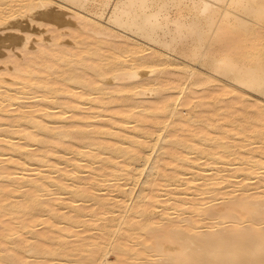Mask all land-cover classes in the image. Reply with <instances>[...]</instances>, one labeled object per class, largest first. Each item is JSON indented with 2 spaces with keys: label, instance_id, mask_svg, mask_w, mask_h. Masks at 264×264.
I'll list each match as a JSON object with an SVG mask.
<instances>
[{
  "label": "bare ground",
  "instance_id": "obj_1",
  "mask_svg": "<svg viewBox=\"0 0 264 264\" xmlns=\"http://www.w3.org/2000/svg\"><path fill=\"white\" fill-rule=\"evenodd\" d=\"M13 2L15 16L0 14L1 27L24 18L64 31L74 26L65 33L78 35L69 37V49L63 46L68 35L62 40L58 28V42L47 38L52 42L46 45L37 36L43 46L51 45L43 51L27 30L38 52L18 64L31 50L25 36L20 43L27 50H18L23 54L18 52L17 64L2 58L15 67L8 77L0 74V264H108L112 251L119 264H138L143 257L144 264H264V107L242 103L245 113L236 116L241 94L230 88L237 84L264 96V0ZM58 10H71L68 18L76 24L65 23L67 15ZM19 23L5 31L20 34L25 27ZM154 47L161 51L154 53ZM196 64L211 74L198 77L190 66ZM217 76L231 84L212 85ZM183 82L212 86L213 101L234 92L233 102L196 122L188 113L195 108L187 107L194 91L174 87L191 96L180 102L162 94ZM149 94L157 105L134 101ZM103 113L109 118L96 124ZM222 120L227 122L216 127ZM256 142L244 156L232 153ZM149 151L160 155L151 162ZM227 156L234 157L233 169L225 164L229 175L199 163L205 157L208 165L220 166ZM143 174L153 178L140 179ZM254 175L261 178L248 193ZM236 177L238 187L225 186ZM139 184L149 193L131 205L126 196ZM163 186L173 189L161 199ZM90 201L94 210L85 207ZM158 207L159 219L151 217ZM186 212L190 216L181 218ZM98 222L90 236L75 230Z\"/></svg>",
  "mask_w": 264,
  "mask_h": 264
},
{
  "label": "rangeland",
  "instance_id": "obj_2",
  "mask_svg": "<svg viewBox=\"0 0 264 264\" xmlns=\"http://www.w3.org/2000/svg\"><path fill=\"white\" fill-rule=\"evenodd\" d=\"M13 1H15V0H13ZM13 1H11V0H2V1H0V10H1V12H0V14H7V16H4L5 18H7L8 20H11V14H13V16H15V13H10V12H14V8H12L16 3L15 2H13ZM10 2V3H9ZM5 3V4H4ZM12 3H15V4H12ZM3 5V6H2ZM7 6V7H6ZM5 8V9H4ZM8 9H11V10H9V12L7 11ZM18 8H16L15 10H17ZM6 10V11H5ZM49 10H52V8H50ZM57 10V9H56ZM60 11H62V10H60ZM66 11H70V13H64V12H66ZM64 10V11H62V12H59V10H58V12L59 13H61V14H65V15H67V21H65V23H72V24H76V19H71V18H68L69 17V15L71 16V10ZM6 12V13H5ZM82 14H84V15H86L87 13H85V12H82ZM88 15V14H87ZM64 17V19L66 20V18ZM72 17V16H71ZM22 19H24V18H17V20H18V23L22 26V27H25L23 30L24 31H22V32H20V34H19V32H14V30H6L5 31V28L9 25H12V22L13 23H15L16 21L15 20H13V18H12V21H7L8 22V24H4L2 27L0 26V32L2 31L1 29H3V32H1L0 33V36H3V37H0V43H2V44H4V45H2L1 44V46H0V49L2 50H0V74L3 76V77H5V76H7L8 77V75H10V73H12V69L11 68H13V67H11L14 63H16L17 62V55H18V58L20 57V55H22L23 53L21 52H19L18 50H21V47L23 48V46H22V44L20 43L22 40H24V37L25 36H27L26 38H28V37H30V35L28 34L29 32L28 31H30V34L33 36V35H35L33 38L35 39H33L32 41H33V45L36 43V42H38L40 45H36V46H34V47H42L43 46V44L42 43H40V41L39 40H41V42H45V44L47 45V43L48 44H50L52 41H54L57 37L56 36H59V39H61L60 38V35H56V34H58V33H62V34H64V37H62V40H63V38H65V34H67L68 36H66V40L64 39V43H68L66 46L63 44V46L65 47V48H70L71 47V45H73L74 44V41L73 40H71V38L69 39V37H72L73 35H78V33H77V31H76V33L77 34H75L74 33V30H71L72 31V33H70L71 35L69 36V33H65L66 31L68 32L69 31V28L70 27H74V26H67V25H65V29H68V30H65L64 31V26H63V29H62V27L61 28H58V27H55V29H57V31H59L58 33H54L55 32V29H53L54 27L52 26V24H49L50 26H52V28H51V30L52 31H48V30H50L49 28H46V26H47V23L46 22H44V24L46 25V26H43L44 24L43 23H41L42 21H37V22H39V23H36L35 21L33 22V23H31L32 24V27L30 26L31 24H30V22L31 21H29L28 22V20L29 19H24V20H22ZM20 20V21H19ZM27 22H26V21ZM69 20V21H68ZM71 20V21H70ZM75 20V21H74ZM97 21H99V22H101V24H103L105 27H109L108 25L109 24H107V21L106 20H104V19H96ZM15 21V22H14ZM23 21V22H22ZM25 21V22H24ZM7 22H5V23H7ZM30 25H29V24ZM24 24V25H23ZM34 24V25H33ZM74 24V25H75ZM38 25H41L42 26V28H40ZM34 26H38V27H35V28H37L36 30H35V28H33ZM50 26H47V27H50ZM5 27V28H4ZM28 27V28H27ZM32 29H31V28ZM43 27H45V29H47L46 30V32H45V30L43 29ZM34 29V31H32ZM39 29V30H38ZM60 29V30H59ZM73 29V28H72ZM74 29L75 30H77L76 29V27H74ZM28 30V31H27ZM41 30V31H40ZM8 31H10L9 33H8ZM47 31H48V33H47ZM62 31V32H61ZM70 31V32H71ZM26 32V33H25ZM7 33V34H6ZM13 33H16V35L14 34L13 35ZM21 33H24V34H21ZM37 33H38V35H37ZM40 33H42V36H45V37H43L42 38V36H40L39 37V34ZM6 34V35H5ZM12 34V35H11ZM18 34V35H17ZM47 34V35H46ZM5 35V36H4ZM10 35V36H9ZM22 35H24L23 37H22ZM41 35V34H40ZM48 35H50V37H48ZM55 35V36H54ZM32 36L29 38V41H30V43L29 44H31L32 45V42H31V38H32ZM38 36V38H41V39H38V38H36ZM52 36V37H51ZM8 37H10V38H8ZM54 37H55V39H54ZM11 38L12 39H18V44L16 43V45H14V43L12 42V41H8L9 39L11 40ZM47 38H49V39H51V40H48ZM80 38H82V37H80ZM58 39V38H57ZM59 39L58 40H56L55 42H58L59 41ZM71 40V41H73V44H70V41L69 40ZM38 40V41H37ZM68 40V41H67ZM79 40H82V39H79ZM3 41H5V42H7V43H5V42H3ZM36 41V42H35ZM67 41V42H66ZM9 42L10 43H12V44H9ZM63 42V41H62ZM37 43V44H38ZM59 43H61V40H60V42ZM28 44V45H29ZM53 44V43H52ZM9 45V46H8ZM10 45H11V47H10ZM33 45L32 46H30V48L29 47H27L29 50H30V52L29 51H27V52H25V53H27V55H22V57H21V59L22 60H20V58H19V60H20V62L21 61H23L24 59H26L27 57H29L28 56V54H32V51L34 50V52L36 53V52H38V51H36L37 49L36 48H34L33 47ZM70 45V46H69ZM4 46V47H3ZM6 46V47H5ZM15 46H17L16 48H18V49H16V50H14L15 49ZM51 46V45H50ZM47 47V46H43L41 49L43 50H45V51H50V49L52 50V48L51 47ZM56 46V45H55ZM55 46H53L52 45V47L53 48H55ZM69 46V47H68ZM1 47H3V48H1ZM19 47H20V49H19ZM39 47V48H40ZM46 47V48H45ZM147 47V46H146ZM5 48V49H4ZM11 48V50H13V51H10V50H7V49H10ZM50 48V49H49ZM7 50V51H6ZM24 50H27V49H25V48H23V50H21V51H24ZM43 50V51H44ZM41 51V50H40ZM152 51H154V53H156V51H161L159 48H155L154 47V49H152ZM8 52H11V53H8ZM20 53V55H19V53ZM5 53V54H4ZM18 53V54H17ZM16 55V56H15ZM24 56H27L26 58L24 57ZM2 58H9L10 60H13V62H10L8 59L7 60H5V61H3L2 60ZM257 57H254V59H256ZM16 59V60H15ZM28 59V58H27ZM26 59V60H27ZM15 60V61H14ZM18 60V61H19ZM179 61H181V59H178ZM18 62V64H22L23 62ZM5 63H6V65H5ZM12 63V64H11ZM17 64V63H16ZM188 64V63H187ZM2 65V66H1ZM3 66L5 67V66H8L6 69L7 70H5V69H3ZM190 66H192L193 67V69H194V71L197 73V75H198V77L200 76L201 77V75L202 76H204V78L205 77H207L206 75L207 74H211V72L210 71H208V73L205 71V69L201 66V65H190ZM14 67H15V64H14ZM2 68V69H1ZM2 70H3V72H2ZM169 70H172V69H169ZM7 71L9 72V73H7ZM142 72L144 71V72H147V70H141ZM4 74V75H3ZM204 78H196L195 79V81L196 80H199V79H204ZM217 79H211V81H212V85H214V83H217L218 85H221V86H228V85H230L231 84V81H229V80H227L226 78H224V77H216ZM214 81H217V82H214ZM194 82V81H193ZM228 82H230L229 84H228ZM122 83H125L123 80H122V82L120 81L119 82V84H122ZM192 84V82H189V84H188V82H183V83H181V84H178V83H175V84H171V85H168L163 91H164V93H162V94H164L163 96H164V98H167V99H177V100H179V98H180V100L181 101H185L186 99H188L189 97H191L190 95H189V93H181V90H179V89H175L174 87H176V86H178V88L179 87H186V89H187V92L189 91V92H191V91H194V92H192V93H190L191 95H192V97L193 98H190L189 99V102H190V106H189V102H188V105H187V107H190L191 108V105H196L197 104V106H192V108H195V110L196 111H194L193 109H192V113L190 114V112H188L189 113V116H190V118H192L193 120H195L196 122H198L197 120H200L201 118H203L204 116L207 118V117H209V116H214V114H219L220 113V110L221 111H224V106L226 105V103L225 102H227V105L225 106V108H229L230 107V105H228V104H232V100H230V99H233V94H234V92H235V94L237 93V94H241L240 96H241V100L239 101V102H237L238 104H236V108L234 109V111L233 110H231V112L233 111V112H235L237 115L236 116H238V117H240L241 115H243L245 112L242 110V107H244L246 104L247 105H251V106H254L255 107V105H259V103H260V105L262 106V107H264V96L261 94V93H258V92H255V91H253V90H246V91H243V90H245L243 87H240V86H238L237 84H235L234 86L233 85H230V88L234 91V92H232V93H230L229 95H227V97H225V98H223L222 97V100H217V101H213L212 100V98L209 96V95H212V93H210V92H212L211 91V87L212 86H210V85H208V84H205V83H203L202 85H198V86H192L191 85ZM205 84V85H204ZM228 84V85H227ZM233 84V83H232ZM175 85V86H174ZM192 86V87H191ZM232 86V87H231ZM236 86V87H235ZM201 87V88H200ZM191 88V89H190ZM210 88V89H209ZM240 88V89H239ZM183 89V88H182ZM189 89V90H188ZM200 89H202V90H200ZM206 89L208 90L209 89V93H208V91H206ZM174 90V91H173ZM170 91V92H169ZM173 91V92H172ZM249 91V92H248ZM251 91V92H250ZM242 92V93H241ZM178 93V94H177ZM179 93H181L180 95H179ZM193 93L194 94H198V95H194L193 96ZM177 94V95H176ZM182 94H184V95H182ZM204 95H206V96H204ZM133 96V95H132ZM131 96V97H132ZM142 96H144V95H142ZM142 96H138L139 98L140 97H142ZM148 96V97H147ZM171 96V97H170ZM182 96V97H181ZM200 96H202V97H200ZM229 96V97H228ZM135 97V96H134ZM145 97V98H144ZM143 98H140V100H139V98H136L135 97V99H134V101H136L137 99V101L138 102H144V104H145V102L146 103H148V104H146L147 106L148 105H157V103L159 102V100L156 98V96H153V97H151V94H149V95H145ZM173 97V98H172ZM187 97V98H186ZM196 98V99H195ZM176 100V101H177ZM180 100H179V102H180ZM228 101H229V103H228ZM231 101V102H230ZM255 101V102H254ZM178 102V101H177ZM214 102V103H213ZM217 102H219V103H217ZM222 102V103H221ZM201 103L203 104V107L202 108H204V107H206V106H209V109H211V110H208V109H206V111H204V109L202 110V108H201ZM242 103H244V104H242ZM221 106H220V105ZM222 104H225L224 106L222 105ZM241 104V105H240ZM255 104V105H254ZM200 107H199V106ZM205 105V106H204ZM240 105V106H239ZM244 105V106H243ZM174 106H176V105H174ZM220 108H219V107ZM196 107H197V109H196ZM241 107V108H240ZM111 108H113V106H111ZM180 107H178V109H177V112H179L180 110L182 111V108H180ZM118 110V109H117ZM202 112H204L203 114H202ZM230 112V111H229ZM230 112V113H231ZM108 113V114H107ZM106 113V115H109V113L110 112H107ZM198 115V116H196V115ZM192 115V116H191ZM71 115H69L68 117H70ZM103 116H104V118L102 117V118H97L98 119V121H97V119L96 120H94V121H97L96 122V124L97 123H99V121H102V120H104L105 119V113H103ZM195 117H198L197 118V120L195 119ZM109 117L107 116L106 117V119L105 120H107ZM241 119V118H240ZM200 122V121H199ZM225 122H227V120H222V121H220V122H218L217 123V125H216V127H219V126H222L223 124H225ZM94 124H95V122H94ZM231 127V126H230ZM235 131H232L231 133H232V137L230 136V138H232V140L234 139V140H236L237 138L234 136L235 134H237V130H236V132L234 133ZM214 136H215V134H214ZM234 136V137H233ZM263 143H264V140H263ZM257 145L259 146L260 144L259 143H255L254 145H248V146H246V147H244L243 149H241V150H239L240 151V153H239V151L238 150H236V152H232V153H238L239 155L241 154V155H245V152H247L250 148H252L253 146L254 147H257ZM163 145H161L160 146V148L162 147ZM253 147V148H254ZM158 150H160V152H161V149H157V151ZM243 150V151H242ZM184 151V150H183ZM234 151V150H233ZM149 154H150V160H151V162L153 161V160H155L160 154L159 153H152V151H149ZM155 157H154V156ZM193 155V157H195V155H197V154H192ZM228 155H229V153H228ZM229 159H228V158ZM226 158L227 159H224V161H226V163L224 162V161H222V162H220L219 164H220V166L219 165H215V166H211V165H208L207 163H209V161H208V159L206 158L205 159V157L199 162L200 164H202L203 162L202 161H204V163L202 164V168L203 169H206V170H208L209 169V171L210 170H212L211 172H216V170H226V171H224V174H232V170L230 171V170H228L227 168L229 167V168H231V169H233L232 168V166L234 165V157L232 156H227ZM152 158H154V159H152ZM230 158L232 159V161H229L230 160ZM163 162H168V160H164ZM202 162V163H201ZM229 162H231V165H227V164H229ZM236 163V162H235ZM163 164V163H162ZM206 164V165H205ZM221 164H226L225 166L224 165H221ZM95 166H97L98 168L99 167H101V165L98 163L97 165H95ZM85 175V174H84ZM148 174H143L142 175V177H144V178H140V179H152L151 177H148L147 176ZM260 175V174H259ZM259 175H254V176H252V178L254 179L255 178V180H251V181H249L250 182V184H252V185H250V184H248V193H252V192H254V191H256L255 190V184H253V181H258L261 177L260 176H262V174L259 176ZM256 176V177H255ZM259 178H258V177ZM239 177L241 178V181H242V179H244L243 178V176L242 175H239ZM239 177H236V179H234L233 181L234 182H232L231 184L230 183H226L225 184V186H227L228 187V185L230 186L229 187V189L230 188H232V187H238V185H237V183L238 182H240V178ZM258 179V180H257ZM235 180H237V181H235ZM164 183V184H163ZM165 183H166V187L167 186H169V184L166 182V181H163L161 184H163V185H165ZM236 184V185H232V184ZM141 186H143L142 188L144 189L143 190V192H142V189H141ZM232 186V187H231ZM146 187L147 186H145V185H140L139 184V188L140 189H138V186L137 187H135L134 188V190H133V194H134V196H133V194H131L132 196H129V195H127L126 196V200H128V202H129V204H136V203H139L141 200H142V197H144L147 193H149L148 192V189L146 190ZM166 187H162L161 189H160V191L157 193V194H159L161 197V199H163V198H166L168 195V193H170V192H167V191H171L172 189H173V187L172 186H170V187H168V188H166ZM162 189H164V190H162ZM228 189V188H227ZM141 190V192H139ZM136 191V192H135ZM165 193V194H163V193ZM144 193V194H143ZM160 193H162L163 195H161ZM166 195V196H165ZM69 197V196H68ZM130 197H134L132 200H131V198ZM132 202V203H131ZM134 202V203H133ZM219 202H220V204H221V201L219 200V201H217V202H214V203H218V205H219ZM90 203V204H89ZM86 202V204H85V207H89V210H94V203L93 202ZM216 204H214V206L216 205ZM84 205V204H83ZM162 209V207L160 208V207H158L157 209H155V210H151V212H150V214L149 215H151V217H153V218H155L156 217V219L158 218L159 219V210H161ZM261 210V209H260ZM264 210V207L262 208V210L261 211H263ZM117 212V214H119V211H116ZM186 214V215H185ZM185 214H183L182 216H181V218H184V216H185V218H188L189 216H190V214H189V212H186ZM188 214V215H187ZM176 215V214H175ZM174 215L172 214L171 215V217H173ZM188 216V217H187ZM177 216H175L174 218H176ZM175 220V219H174ZM177 220V219H176ZM117 223V222H116ZM116 223H114L113 224V226L116 224ZM98 224V225H97ZM97 224H94V225H92V229L89 227L88 229H85V228H83V227H81V228H79V229H75V230H78V231H80L84 236L85 235H87V236H90V234H95L97 231H94V230H97V228L96 227H98L99 225H100V223L98 222ZM228 228L231 226V223H228V224H225ZM225 225H223L222 227H226ZM93 226H94V228H93ZM226 227V228H227ZM263 227H264V225H263ZM38 228H40V227H38ZM227 228V229H228ZM41 229V228H40ZM80 229H82V230H80ZM115 229V227H113L112 228V230H114ZM89 234H87V233ZM117 254V253H116ZM113 251L112 252H109V254H107V257H106V260L108 261V264H119V259H118V257L119 256H117ZM32 261H33V259L32 258H30ZM29 259V261H31ZM76 260L78 259V258H75ZM146 258H141V259H139V260H136V263L138 262V264H144V263H146ZM60 261H58V263H59ZM52 264H56V262L55 261H52ZM78 264V263H77Z\"/></svg>",
  "mask_w": 264,
  "mask_h": 264
}]
</instances>
